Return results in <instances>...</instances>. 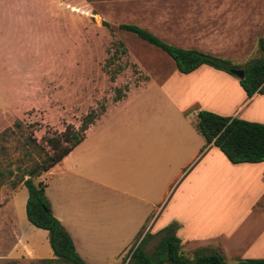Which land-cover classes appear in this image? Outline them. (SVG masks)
I'll return each instance as SVG.
<instances>
[{
    "label": "rangeland",
    "instance_id": "rangeland-1",
    "mask_svg": "<svg viewBox=\"0 0 264 264\" xmlns=\"http://www.w3.org/2000/svg\"><path fill=\"white\" fill-rule=\"evenodd\" d=\"M123 24L236 69L264 59V0H0V190L8 199L22 186L12 184L42 160L41 149L50 151L47 137L82 133L88 124L82 143L44 176L52 213L86 264H128L147 234L145 249L153 253L170 225L160 230L166 203L148 202L142 177L127 169V148L142 145L137 136L155 115L159 129L186 128L179 106L209 111L222 105L223 94L237 93L209 66L181 74L166 53L121 31ZM259 188L247 178L226 181L209 225L233 229L243 209L264 211ZM253 227L263 228L264 219L240 233ZM192 246L182 249L190 260ZM243 254L232 251L226 263L246 260ZM249 254L264 259V244Z\"/></svg>",
    "mask_w": 264,
    "mask_h": 264
},
{
    "label": "crops",
    "instance_id": "crops-1",
    "mask_svg": "<svg viewBox=\"0 0 264 264\" xmlns=\"http://www.w3.org/2000/svg\"><path fill=\"white\" fill-rule=\"evenodd\" d=\"M219 72L227 83L234 86L237 93L223 94L222 105L207 110L223 117H237L264 124V96L256 94L249 98L239 79ZM178 110L185 118L187 127L159 129L162 117L155 115L154 121L149 123L150 129L137 136V140L142 138V145L134 147L130 145L127 148L128 172L131 171L133 177L134 175L137 178L142 177L144 194L148 197V202L166 203L160 213L165 212L160 230L173 222L179 223L177 236L181 240L182 249L189 244L193 245L194 250L218 249L225 259L232 251H243L241 257L251 259L253 256H250L249 252L258 244H264V227L245 228L241 233L239 228L245 225L256 226L264 219V211L256 213L255 206L243 209L237 215L233 229L228 230L214 229L209 225L208 218L214 215L212 210L215 208V194H218L219 187L226 181L247 178L258 183L260 186L258 197L262 202L264 162L232 164L213 144L206 146L205 138L196 127L199 111L188 113L187 108L183 106H179ZM46 174L40 180L48 186L47 180L44 179ZM3 196L4 190L1 189L0 264H37L55 260L48 232L36 229L31 223L32 226L29 225V221L27 222L26 206L29 197L27 188L22 185L13 190L8 199H3ZM60 220L62 221V218ZM250 220L252 221L249 222ZM252 233H257L254 238ZM72 239L74 241V237ZM239 253L238 255H241V252Z\"/></svg>",
    "mask_w": 264,
    "mask_h": 264
},
{
    "label": "trees",
    "instance_id": "trees-1",
    "mask_svg": "<svg viewBox=\"0 0 264 264\" xmlns=\"http://www.w3.org/2000/svg\"><path fill=\"white\" fill-rule=\"evenodd\" d=\"M119 29L166 53L174 61L178 72L184 75L191 74L202 66H209L234 76L231 70L237 68L229 61L215 55L171 45L138 25L123 24ZM259 43L264 52V40ZM244 71L245 77L239 82L246 95L249 98L256 94L264 96V59L251 61ZM197 118L196 127L205 138L206 146L213 144L232 164L264 162V124L237 117L227 118L205 110L199 111ZM82 129V133L69 134L67 129L61 135L47 137L45 142L50 151L41 149L42 160L25 170L23 176L12 184L14 189L19 185L27 188L29 197L26 212L29 222L36 228L48 232L55 261L66 264H86V262L77 253L70 234L52 213L46 197L47 184L40 179L82 143L86 137L83 132L88 130V124ZM31 142L38 148L36 141L31 140ZM177 231L178 226L174 223L162 230L153 253H148L145 249V245L152 240L147 234L140 245L131 252L128 264H227L221 252L210 248L196 249L193 260H190L182 250ZM238 264H264V259L240 260Z\"/></svg>",
    "mask_w": 264,
    "mask_h": 264
},
{
    "label": "water",
    "instance_id": "water-1",
    "mask_svg": "<svg viewBox=\"0 0 264 264\" xmlns=\"http://www.w3.org/2000/svg\"><path fill=\"white\" fill-rule=\"evenodd\" d=\"M231 73L239 80H243L245 77V71L242 69H232Z\"/></svg>",
    "mask_w": 264,
    "mask_h": 264
}]
</instances>
